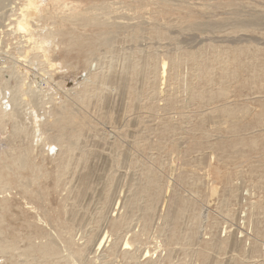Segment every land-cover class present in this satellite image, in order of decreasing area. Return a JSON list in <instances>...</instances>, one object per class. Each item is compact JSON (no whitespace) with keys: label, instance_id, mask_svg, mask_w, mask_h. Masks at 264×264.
<instances>
[{"label":"rangeland","instance_id":"obj_1","mask_svg":"<svg viewBox=\"0 0 264 264\" xmlns=\"http://www.w3.org/2000/svg\"><path fill=\"white\" fill-rule=\"evenodd\" d=\"M25 2L0 0V264H135L104 231L264 264V0H34L19 31Z\"/></svg>","mask_w":264,"mask_h":264},{"label":"bare ground","instance_id":"obj_2","mask_svg":"<svg viewBox=\"0 0 264 264\" xmlns=\"http://www.w3.org/2000/svg\"><path fill=\"white\" fill-rule=\"evenodd\" d=\"M33 1L34 0H26V2L23 5H21L19 7V9H18L19 10L18 17L16 18V21H15V24H14V28H17L19 31H24V30L28 29V17L32 14V12H33L32 9L35 6V5H33ZM21 61H25V60L19 58V62H21ZM0 208H1V206H0ZM134 215H135V218H133V219L132 218L125 219V226L124 227L126 228V231H125V233L120 234V236L128 234L131 231L129 229V226H132V224L134 222H137L139 220V218H140L139 217V214L137 213V214H134ZM144 218H143V220H144ZM144 228H145V226H144ZM108 233H109L108 231H104L101 235H99V237L97 236L98 238L95 239V241H94V246H95L94 250H95V253L99 250V252H102V254L100 256H103L102 258L105 259V260H107V261H110L111 259H113L115 257H119V255L122 253L123 254V257L122 258H124L125 260L128 261V259H130L135 264H140L139 258L136 255L137 252H138V250L137 251H132V244H131V242H137L138 243L139 242V239H140V235L133 234V237H132L131 240H129V239L128 240H126V239H121L120 240L119 237H116V239L114 241H112V240H109L108 241V239H109V234ZM64 237H66V236H64ZM86 237H89V236H86ZM62 242H64L63 239H62ZM70 244L71 243H69V242H65V245H70ZM115 244H117V245L115 246ZM113 247H115L114 251L112 253H109V251L112 250ZM64 248L66 250L65 251L66 254H68V255H70L71 257L74 258V260L72 262H70V263H72V264H80V263L77 262V260H76L75 257L76 256H81L83 253H80L78 251H76V252L71 251V249L69 247H64ZM50 251L53 253L52 256L54 258L60 257L61 260L65 264H67V262L70 261V260H68L66 258V255L65 256H60V254L58 255L57 252L55 253L54 252L55 250H53V249H50ZM144 253H145L146 259H149L150 256H151V253L149 252V250H143L142 256L144 255ZM43 254H44V251H43ZM37 255H38V253H37ZM23 256H25L27 258H30V253L26 254V250H25L24 253H23ZM46 257H47V255H46ZM48 259H47V262H49ZM35 260H37L39 264H43L42 261H40L38 259H35ZM96 260H97V258H96ZM100 264H102V263H100ZM104 264H108V262L104 261ZM142 264H154V262L152 263V262H149L147 260L146 262H144Z\"/></svg>","mask_w":264,"mask_h":264}]
</instances>
